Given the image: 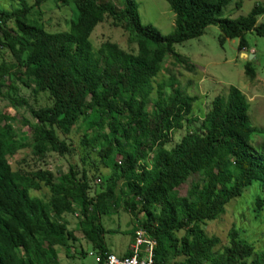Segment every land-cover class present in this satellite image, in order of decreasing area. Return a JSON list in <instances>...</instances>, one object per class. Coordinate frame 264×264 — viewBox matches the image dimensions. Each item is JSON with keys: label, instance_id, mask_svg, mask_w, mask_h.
I'll return each instance as SVG.
<instances>
[{"label": "trees", "instance_id": "16d2710c", "mask_svg": "<svg viewBox=\"0 0 264 264\" xmlns=\"http://www.w3.org/2000/svg\"><path fill=\"white\" fill-rule=\"evenodd\" d=\"M47 1L19 0L18 7L0 11V48L12 57L0 60V97L16 107L26 105L34 118L24 120L28 133L15 129L13 117L0 115V264H58L56 248L73 238L66 216L77 211L88 242L99 254L109 253L101 218L121 203L157 240V264H264V252L255 253V243L241 239L235 228L230 245L218 252L219 238L208 237L203 228L248 188L259 189L252 211L257 216L264 211V147L252 145L260 132L249 121L246 95L232 86L226 96H216L201 130L188 129L170 149L166 145L174 133L193 122L197 98L172 80L158 84L150 103L166 59L180 62L176 45L217 26L222 42L240 39L242 51L248 32L264 37V23L258 24L264 3L229 19L220 14L232 0H166L175 28L164 36L142 24L136 0H123L121 10L108 0H55L74 5L77 16L69 31L49 33L31 18ZM107 19L126 32L128 51L110 41L93 47L91 36ZM14 70L25 86H33L34 95H48L51 105L36 109L11 92L5 96ZM245 73L256 78L250 63ZM76 128L83 131L81 144L100 160L93 166L101 183L94 192L86 169L79 177L75 167L58 176L12 168L9 158L26 148L39 159L49 151L72 152L64 136ZM100 164L111 171L104 181ZM189 181L187 194L180 196L177 189ZM44 188L46 200L32 195Z\"/></svg>", "mask_w": 264, "mask_h": 264}, {"label": "rangeland", "instance_id": "374dc122", "mask_svg": "<svg viewBox=\"0 0 264 264\" xmlns=\"http://www.w3.org/2000/svg\"><path fill=\"white\" fill-rule=\"evenodd\" d=\"M108 1L116 5L119 10L124 5L123 0ZM136 2L143 25L154 26L164 36L174 31L175 14L171 11L166 0H136ZM238 2H241L240 8L237 7ZM262 3L264 0H232L229 5L223 8L220 18L239 19L245 17L256 5ZM18 6L19 0H0V11H11ZM76 16L74 5L63 6L55 0H48L31 14V18L42 24L49 33L69 31L71 22ZM260 23H264V15L259 17L258 24ZM222 39L221 30L217 26H209L200 38L176 45L175 51L180 56L178 58L180 62L174 58L166 59L161 72L153 82L155 90L150 103L157 98L158 84L169 83L172 80H174L172 82L175 83V87H180L186 94L197 98L193 105L192 115L189 117L193 122H185V127L174 133L171 142L166 145L168 149L179 143L188 129L200 131L201 124L210 110L214 98L219 95L226 96L232 86L240 89L246 95L250 106L249 121L252 126L259 129L260 133L253 138L252 145L257 149L264 147V37L257 35L255 31L248 32L245 35L247 47L242 51L239 48L240 39H226L224 42ZM91 41L95 49H98L102 43L110 41L126 51L129 50L126 32L122 28L115 27L111 19H107L95 28ZM242 52L248 57L241 56ZM251 54H254L252 59H250ZM1 58L9 62L12 60L10 53L0 48V60ZM248 63L256 71L255 79H251L245 73ZM18 77V70L12 71L10 81L3 89L5 96L11 92L14 96L25 99L26 103L36 109L51 105L48 95H34L33 86L31 88L25 86ZM10 85H14L16 88L12 89ZM166 91L171 92L170 88H166ZM2 114L15 119L12 123L15 129L30 132L29 127L25 126L24 120L34 121V118L26 105L16 107L7 98L0 97V115ZM82 136L83 131L79 128L74 129L72 134L64 136L72 149V152L68 154L59 155L49 151L44 158L39 159L32 155L31 149L26 148L11 156L9 162L14 170L31 172L44 169L53 172L56 176L66 174L71 167H75L81 177L82 172L86 169L91 178L92 193L101 184L97 182L99 176H95L93 167L100 163V160L93 148L81 144ZM87 152L89 158L85 159ZM100 168L104 181L110 176L111 171L102 164H100ZM190 181L177 189L180 196L187 194ZM258 193L257 187L246 189L242 197L235 199L226 207L224 215L203 225L208 237H218L220 240L214 251H222L224 247L230 245L229 232L235 228L241 239L255 243V253L264 252V211L261 216H257L251 209L254 196ZM32 195L46 200L49 196V189L33 191ZM118 208L121 210H115V212L120 213V217L118 214L112 216V219L116 221H106L109 217L105 216L102 223L111 230L106 236L108 246H112L111 248L119 256L128 244L138 221H120L121 215H126L124 212L126 210L123 203ZM66 221L73 238L67 247L56 248L58 264H98L95 259L100 251L85 238V225L82 220L74 214H70L66 216ZM183 234L181 232L179 236ZM250 261L251 259H249V263Z\"/></svg>", "mask_w": 264, "mask_h": 264}, {"label": "built area", "instance_id": "2783aa9c", "mask_svg": "<svg viewBox=\"0 0 264 264\" xmlns=\"http://www.w3.org/2000/svg\"><path fill=\"white\" fill-rule=\"evenodd\" d=\"M97 182H100V180H97ZM74 215L80 217L78 211ZM157 245V240L152 238L146 229L136 225L133 242L129 248L130 255L120 257L109 252L104 255L99 254L95 260L98 264H157L155 260Z\"/></svg>", "mask_w": 264, "mask_h": 264}, {"label": "crops", "instance_id": "0c3cea01", "mask_svg": "<svg viewBox=\"0 0 264 264\" xmlns=\"http://www.w3.org/2000/svg\"><path fill=\"white\" fill-rule=\"evenodd\" d=\"M244 54V52H242L241 53V56ZM115 210H121L120 208H117V209H115ZM115 210L111 213V214H109V215H104L103 217L105 218V216H108L109 217V219H106V221H116V220H113L112 219V216L113 215H116V214H118L117 212H115ZM123 210V209H122ZM124 212H126V215L124 216V215H121L122 217H121V219H120V221H136L135 219H133V217L131 216V214H129V212H127V211H124ZM119 215V217H120V213L118 214ZM101 218V221H104V218ZM129 217V218H128ZM133 219V220H132ZM104 228H105V230H106V233L104 234V238H105V246H106V249H107V251H109V252H112V253H114V254H116L115 252H114V250H113V248H111V247H109L108 246V244H107V240H106V236H107V234H108V232L109 231H111L109 228H106L105 226H103ZM133 233V232H132ZM131 233V234H132ZM133 238H134V234H132V236L130 237V240L128 241V244L123 248V251H121V253H120V257H122V256H127L130 252H129V248H130V245H131V243L133 242ZM117 255V254H116Z\"/></svg>", "mask_w": 264, "mask_h": 264}, {"label": "water", "instance_id": "95a60500", "mask_svg": "<svg viewBox=\"0 0 264 264\" xmlns=\"http://www.w3.org/2000/svg\"><path fill=\"white\" fill-rule=\"evenodd\" d=\"M243 55H245V56H247L248 57V55L247 54H243ZM254 57V54H251L250 55V59H252Z\"/></svg>", "mask_w": 264, "mask_h": 264}]
</instances>
